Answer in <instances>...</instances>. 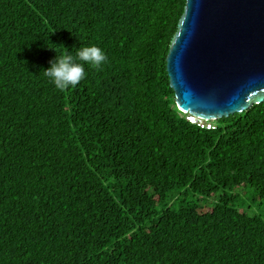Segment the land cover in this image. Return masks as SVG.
Here are the masks:
<instances>
[{"label":"trees","instance_id":"obj_1","mask_svg":"<svg viewBox=\"0 0 264 264\" xmlns=\"http://www.w3.org/2000/svg\"><path fill=\"white\" fill-rule=\"evenodd\" d=\"M186 0H0V264H264V101L190 124L165 59ZM100 68L57 90L48 62Z\"/></svg>","mask_w":264,"mask_h":264},{"label":"water","instance_id":"obj_2","mask_svg":"<svg viewBox=\"0 0 264 264\" xmlns=\"http://www.w3.org/2000/svg\"><path fill=\"white\" fill-rule=\"evenodd\" d=\"M179 112L218 120L264 101V0H186L165 59Z\"/></svg>","mask_w":264,"mask_h":264},{"label":"clouds","instance_id":"obj_3","mask_svg":"<svg viewBox=\"0 0 264 264\" xmlns=\"http://www.w3.org/2000/svg\"><path fill=\"white\" fill-rule=\"evenodd\" d=\"M106 59L103 50L97 46L82 47L75 57L65 49L64 54L58 57L54 55L53 59L48 62L49 66L43 70V74L57 90L64 91L77 86L85 78V64L98 69Z\"/></svg>","mask_w":264,"mask_h":264},{"label":"built area","instance_id":"obj_4","mask_svg":"<svg viewBox=\"0 0 264 264\" xmlns=\"http://www.w3.org/2000/svg\"><path fill=\"white\" fill-rule=\"evenodd\" d=\"M186 121H188L192 125H196L199 128L206 129V130H214L215 129V124L213 121H208V120H202L199 119L193 115H185Z\"/></svg>","mask_w":264,"mask_h":264}]
</instances>
